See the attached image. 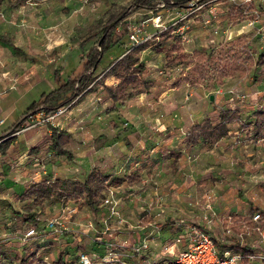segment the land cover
<instances>
[{
    "label": "rangeland",
    "instance_id": "1",
    "mask_svg": "<svg viewBox=\"0 0 264 264\" xmlns=\"http://www.w3.org/2000/svg\"><path fill=\"white\" fill-rule=\"evenodd\" d=\"M132 1L0 0V264L166 260L175 251L147 256L156 226L172 233V243L161 237L167 248L197 228L220 253H264L252 222L253 212L264 215V125L255 124L264 112V0L184 9L156 0L118 26L86 92L55 119L39 112L4 136L43 94L82 73L97 41L88 33L103 36ZM126 55L146 71L121 90L106 75ZM211 127L226 136L207 145ZM54 134L67 138L56 147ZM87 182L99 191L93 207L74 185Z\"/></svg>",
    "mask_w": 264,
    "mask_h": 264
},
{
    "label": "trees",
    "instance_id": "2",
    "mask_svg": "<svg viewBox=\"0 0 264 264\" xmlns=\"http://www.w3.org/2000/svg\"><path fill=\"white\" fill-rule=\"evenodd\" d=\"M195 1L207 3L215 0H161V4L164 5V8L184 9L189 5L196 3ZM155 2L156 0H133L127 8L114 13L109 18L107 23L102 28V32L104 34L103 36L99 37V35L97 34L88 33L87 42L96 38L97 41L88 52L82 73L76 79L68 81L53 92L49 94H43L39 101L34 102L26 110L21 120L18 121L16 125H14L9 131H7L4 136H10L16 133L21 129L22 125L29 120L31 116L36 115L39 112H44L47 115H52L59 109L66 107L74 99L80 97L84 92H86L89 86L95 80L96 70L100 67L104 57L111 51L114 46L112 36L118 26L139 10H154ZM164 35L165 32L161 34V36ZM101 41L102 44L100 45ZM143 47L144 46H139L138 48L142 49ZM145 71V64L140 62L138 58H135L133 55H126L122 59L118 60L117 63L113 64L106 77L109 78L111 76H115L118 80H120L118 88L121 90H127V88L133 86L136 83H142V75ZM69 94L70 96L66 98V96H68ZM120 99L123 100L124 98ZM255 116L257 119V122H255V124L264 125V112H257L255 113ZM203 134L205 138L204 142L207 145H214L224 136H226V133L222 132L219 127H211ZM66 138L67 137H64L63 134H54L52 137V143L56 147L60 146L59 144H61L63 140H66ZM121 182L122 181H116V183L119 184ZM55 184L58 185V190L60 189V191L62 192H66L67 186L69 185L68 181L63 180H58ZM74 185L79 186L82 193L86 194V200L89 205L91 207L95 206L96 197L98 196L99 191H97V189H93V187L89 185V182L84 184L74 183ZM39 186L40 188L42 187V185ZM237 250V252L243 257L254 254V252L247 247L238 246Z\"/></svg>",
    "mask_w": 264,
    "mask_h": 264
},
{
    "label": "built area",
    "instance_id": "3",
    "mask_svg": "<svg viewBox=\"0 0 264 264\" xmlns=\"http://www.w3.org/2000/svg\"><path fill=\"white\" fill-rule=\"evenodd\" d=\"M155 27L160 28V18L153 20ZM132 32L131 39L133 42L138 43V36L142 29L140 25L132 24L129 27ZM62 108L52 114L51 119H55L62 113ZM106 203H110L109 200ZM252 222L257 225V232L259 233L261 244L264 248V215L262 212H255L252 218ZM190 246L181 251L172 259L163 260L160 262L150 264H238L241 260L249 262L258 261V263L264 264V253L253 254L247 257H243L241 254H234L231 251L220 253L217 248L215 240L207 234H204L201 230L194 231V239L190 241ZM82 264H93L88 256H81Z\"/></svg>",
    "mask_w": 264,
    "mask_h": 264
},
{
    "label": "crops",
    "instance_id": "4",
    "mask_svg": "<svg viewBox=\"0 0 264 264\" xmlns=\"http://www.w3.org/2000/svg\"><path fill=\"white\" fill-rule=\"evenodd\" d=\"M83 71V70H82ZM250 212H252V211H249V213ZM252 214H254V212L252 213ZM251 214H248V216H250ZM167 224V223H166ZM149 225H152V223H150ZM156 231H155V229L154 228H152V229H150L151 230V233H149L147 236L148 237H150V243H152L153 244V246H155L154 248L152 247V250H151V252H149V255H147L148 256V258H149V260H154L155 258H152V257H154V256H156V260H158L157 258H158V256H162V254H164V252L161 254L160 253V251L161 250H167V251H169V252H172V251H175L174 252V256L173 257H169V258H167V259H172V258H174L177 254H179L181 251H183V250H186L189 246H190V241H188V242H186L185 243V245L183 244V245H181L180 247H178V245H176V244H174V242H173V244H170V245H172V247L171 248H167V245L165 244L166 242V240L165 239H161V237L163 236V237H165V238H168V242H171L172 243V241H171V236H172V233L170 232V231H168V229H166V228H164L163 226L162 227H159V226H156ZM194 230H199V229H197V228H194ZM175 239H177V235H174L173 236ZM214 239V238H213ZM215 240V239H214ZM178 242H180L179 240H178ZM215 242H217L216 240H215ZM157 246V247H156ZM160 246H163V247H160ZM186 246H188V247H186ZM224 246H226V245H224ZM179 248V249H178ZM181 248V249H180ZM177 251V252H176ZM223 251H225V249H223ZM177 253V254H176ZM166 259V260H167ZM160 261H163V260H158V261H150V263H155V262H160ZM149 263V264H150ZM255 264V263H254Z\"/></svg>",
    "mask_w": 264,
    "mask_h": 264
},
{
    "label": "water",
    "instance_id": "5",
    "mask_svg": "<svg viewBox=\"0 0 264 264\" xmlns=\"http://www.w3.org/2000/svg\"><path fill=\"white\" fill-rule=\"evenodd\" d=\"M39 1H42V0H39ZM102 44V41L100 42V45ZM211 100H213V97H211Z\"/></svg>",
    "mask_w": 264,
    "mask_h": 264
}]
</instances>
